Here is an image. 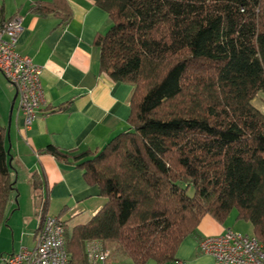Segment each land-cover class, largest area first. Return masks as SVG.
I'll use <instances>...</instances> for the list:
<instances>
[{
	"label": "trees",
	"instance_id": "1",
	"mask_svg": "<svg viewBox=\"0 0 264 264\" xmlns=\"http://www.w3.org/2000/svg\"><path fill=\"white\" fill-rule=\"evenodd\" d=\"M91 1L111 21L93 42L99 71L131 93L126 129L100 150H44L104 198L85 223L64 220L69 264H88L89 241L133 264L163 263L203 216L223 222L232 210L264 243V112L253 104L264 94V0ZM30 11L71 16L66 0ZM6 148L0 124V224L14 187ZM42 183L32 176L41 222Z\"/></svg>",
	"mask_w": 264,
	"mask_h": 264
},
{
	"label": "crops",
	"instance_id": "2",
	"mask_svg": "<svg viewBox=\"0 0 264 264\" xmlns=\"http://www.w3.org/2000/svg\"><path fill=\"white\" fill-rule=\"evenodd\" d=\"M48 1L0 0L2 18H21L16 52L28 55L40 67L43 94L36 118L25 128L16 98L13 101L15 88L0 71V124L9 135L14 183L0 224V264L22 247L35 246L41 199L32 187L33 175L43 181L38 192L47 197L49 206L62 208L60 217L70 229L88 221L104 203L97 186L86 183L82 170L44 152L47 146L66 152L100 150L127 127L131 85L113 81L99 71V51L93 43L111 23L107 12L91 0H66L71 12L67 22L55 13L40 16L30 11L36 2ZM230 214L223 222L203 216L195 233L181 241L172 260H148L146 264H214L199 250L198 241L226 228L247 233L234 228L240 220L236 211L232 219Z\"/></svg>",
	"mask_w": 264,
	"mask_h": 264
},
{
	"label": "built area",
	"instance_id": "3",
	"mask_svg": "<svg viewBox=\"0 0 264 264\" xmlns=\"http://www.w3.org/2000/svg\"><path fill=\"white\" fill-rule=\"evenodd\" d=\"M22 30L21 18L0 15V71L15 88L16 106L28 128L36 118L43 94L39 81L40 67L28 55L16 52ZM35 246L22 247L5 258V264H69L65 242V223L46 214L35 234ZM199 250L214 264H264V243L253 235L226 228L222 233L202 237ZM88 264H126L111 257L109 249L98 241L86 243Z\"/></svg>",
	"mask_w": 264,
	"mask_h": 264
},
{
	"label": "rangeland",
	"instance_id": "4",
	"mask_svg": "<svg viewBox=\"0 0 264 264\" xmlns=\"http://www.w3.org/2000/svg\"><path fill=\"white\" fill-rule=\"evenodd\" d=\"M253 104L259 109L261 110L262 112H264V94H260L258 95L254 100H253ZM38 197V196H37ZM59 209V210H58ZM62 208H59L58 206H55L54 204H52L51 206H49V213L50 214H53V215H57L59 214V212L61 211ZM234 212L235 210H232L231 211V214L229 216L230 219L234 218ZM229 219V220H230ZM74 223V220L73 221H70L69 224L70 225H73ZM237 227H234V228H240L241 230L243 231H246L248 234L251 235V225L249 222H246V221H243V220H238V224L236 225ZM237 231V230H235ZM243 233V232H242ZM245 233V232H244ZM109 251H110V254L111 256L114 258V259H120L119 257L116 256V250H115V245L114 244H110L108 246ZM123 260H128L126 258H124ZM128 264H131L129 261H127Z\"/></svg>",
	"mask_w": 264,
	"mask_h": 264
},
{
	"label": "water",
	"instance_id": "5",
	"mask_svg": "<svg viewBox=\"0 0 264 264\" xmlns=\"http://www.w3.org/2000/svg\"><path fill=\"white\" fill-rule=\"evenodd\" d=\"M15 98H16V93H15V95H14V98H13V101L15 100ZM12 108H13V104L11 105V107H10V113L12 112ZM7 138H8V140H9V135L7 134ZM9 149H10V145H9V147L7 148V150H6V152L9 154ZM8 164H9V166H11V157H9V159H8Z\"/></svg>",
	"mask_w": 264,
	"mask_h": 264
}]
</instances>
